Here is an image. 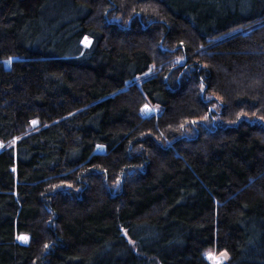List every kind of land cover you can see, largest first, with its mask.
Returning a JSON list of instances; mask_svg holds the SVG:
<instances>
[{"label":"trees","instance_id":"16d2710c","mask_svg":"<svg viewBox=\"0 0 264 264\" xmlns=\"http://www.w3.org/2000/svg\"><path fill=\"white\" fill-rule=\"evenodd\" d=\"M262 118L264 0H0V264H264Z\"/></svg>","mask_w":264,"mask_h":264},{"label":"snow or ice","instance_id":"6c2138e0","mask_svg":"<svg viewBox=\"0 0 264 264\" xmlns=\"http://www.w3.org/2000/svg\"><path fill=\"white\" fill-rule=\"evenodd\" d=\"M84 42H85L86 45L91 43V41H89L87 37H84ZM7 63H11V61H8ZM201 91H203V85H201ZM154 111H155V109L149 107L148 105H145L144 108L141 109L142 114H148V113H151V112H154ZM262 119H264V118H262ZM33 123L35 124L36 122L34 121ZM193 123H195V121H193ZM18 238L21 239V240H23L24 242H27V240H28V237L27 236H21V237H18ZM46 247H47V245H46ZM206 255H208V257L210 259H215V257L212 256V255H210V254H206ZM220 256L223 259H227V252L221 253ZM217 264H222V260L217 261Z\"/></svg>","mask_w":264,"mask_h":264},{"label":"rangeland","instance_id":"374dc122","mask_svg":"<svg viewBox=\"0 0 264 264\" xmlns=\"http://www.w3.org/2000/svg\"><path fill=\"white\" fill-rule=\"evenodd\" d=\"M89 41H90V40H89ZM142 80H143V78H139V79H137V82L140 83ZM155 112H156V111L151 112V113H148V114H150V115H152L153 113H154V114H157V113H155ZM19 241H20L21 243H23V244H26V243L28 242V240H27V242H24V241L21 240V239H19ZM206 254H210V255H212V256L215 257V259H210V258L208 257V255H206L207 260H208L211 264H217V261H220V260H222V264H224L225 262L228 261V257H227V259H223V258L220 256L219 253L215 252L214 249H213V250H208V252H207Z\"/></svg>","mask_w":264,"mask_h":264},{"label":"water","instance_id":"95a60500","mask_svg":"<svg viewBox=\"0 0 264 264\" xmlns=\"http://www.w3.org/2000/svg\"><path fill=\"white\" fill-rule=\"evenodd\" d=\"M5 67H6V69H10L11 68V63H6Z\"/></svg>","mask_w":264,"mask_h":264}]
</instances>
